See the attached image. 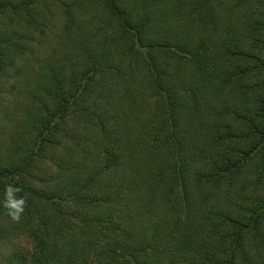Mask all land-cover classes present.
Here are the masks:
<instances>
[{
	"label": "trees",
	"instance_id": "trees-1",
	"mask_svg": "<svg viewBox=\"0 0 264 264\" xmlns=\"http://www.w3.org/2000/svg\"><path fill=\"white\" fill-rule=\"evenodd\" d=\"M11 72L0 264H264V0H0Z\"/></svg>",
	"mask_w": 264,
	"mask_h": 264
},
{
	"label": "rangeland",
	"instance_id": "rangeland-1",
	"mask_svg": "<svg viewBox=\"0 0 264 264\" xmlns=\"http://www.w3.org/2000/svg\"><path fill=\"white\" fill-rule=\"evenodd\" d=\"M51 17L53 18V16ZM64 22L65 20H63L61 14L56 13L55 18L49 24V27L51 25L53 26L54 35L51 33L48 35V37H45L44 40L46 41L50 39L52 42H55V34L64 26ZM18 82H23L22 77L19 78V75L11 72L10 75H8V80L5 86L2 88L0 87V147H2L3 150H5L4 148L9 143L10 138L16 135L17 129H15V127L18 125L17 122L20 121V118L22 117L21 112H19L15 106L17 103L20 104V101L18 102L15 101L16 99H14V97L18 96V94H16L17 91L12 88V86L14 84L17 85ZM13 245L18 246L17 249L21 247L23 250H25L29 246V240H23V238L18 239L17 241H13ZM10 249H12L10 243L0 239V252L7 253L10 251Z\"/></svg>",
	"mask_w": 264,
	"mask_h": 264
},
{
	"label": "clouds",
	"instance_id": "clouds-1",
	"mask_svg": "<svg viewBox=\"0 0 264 264\" xmlns=\"http://www.w3.org/2000/svg\"><path fill=\"white\" fill-rule=\"evenodd\" d=\"M22 189L19 186L8 185L4 191L3 207L10 219L19 223L27 207V200L23 196H18Z\"/></svg>",
	"mask_w": 264,
	"mask_h": 264
}]
</instances>
